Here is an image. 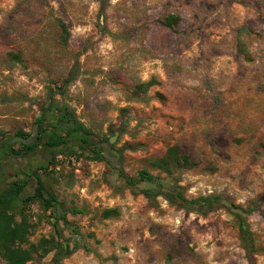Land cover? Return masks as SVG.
<instances>
[{
    "label": "rangeland",
    "instance_id": "1",
    "mask_svg": "<svg viewBox=\"0 0 264 264\" xmlns=\"http://www.w3.org/2000/svg\"><path fill=\"white\" fill-rule=\"evenodd\" d=\"M170 15L178 17L171 30ZM51 103L73 111L104 160H88L75 144L54 158L39 148L0 160V192L27 181L24 197L33 194L40 169L56 198L49 210L24 206L30 245L53 237L64 215L61 264H248L238 212L264 248V0H0V145L18 132L36 144L35 124ZM172 146L196 166L172 176L153 168ZM119 171H144L188 200L216 203L200 204L203 214L161 198L151 208ZM109 209L118 216L104 219ZM55 254L29 264H53Z\"/></svg>",
    "mask_w": 264,
    "mask_h": 264
},
{
    "label": "trees",
    "instance_id": "2",
    "mask_svg": "<svg viewBox=\"0 0 264 264\" xmlns=\"http://www.w3.org/2000/svg\"><path fill=\"white\" fill-rule=\"evenodd\" d=\"M177 22L178 17L170 15L165 18L163 25L171 30ZM59 27L62 33L61 38L66 43V30L62 24H59ZM244 31L249 32L246 28H244ZM240 52L244 54L242 51ZM154 84L155 82L151 80L138 85L132 98L139 100L145 96L146 91ZM59 90L60 92L63 91L62 88ZM42 116V121L35 124L37 128V143L32 145L15 143L23 151V154H18V152L13 150L11 142L15 138L23 140L30 138L29 135L18 132L14 137L2 142L0 145V152L3 153L0 156V160L11 156L28 158L31 153H34L39 148L47 149L50 152L48 156L54 158L57 152L62 151L69 144H75L78 151L83 156L85 155L88 160L103 162L105 151L102 144L92 139L91 132L77 121L71 109L67 106L57 107L51 103L49 107L43 108ZM52 164H54V161L49 160L47 163H41L40 167L45 169ZM195 166L187 155L181 153L177 146L169 147L162 157L152 162L153 168L168 176ZM39 171L40 169H37L32 172L37 185L33 194L24 197L27 181L11 182L4 191L0 192V259L4 264H29L35 255L42 258L52 251L56 252L53 264H61L63 252L62 234L58 230V223L64 222V215L59 221L57 220L53 223V228L55 229L53 237L49 239L42 238L37 245H30L28 241L32 226L24 214V206L31 201H38L43 209L49 210L56 203V198L45 189L44 184L41 182V177L37 175ZM119 177L133 195L139 194L143 196L151 208H157L158 198L163 199L168 205L179 208L185 213L198 212V209L205 211L203 207H199L200 204L211 209L216 203V200L210 197L188 200L185 198L182 188L177 184L170 182V184H166L165 179L152 176L144 171L139 172L137 178H129L122 171H119ZM141 184H146L148 188L139 189ZM237 211L240 212L239 209ZM67 212L73 215L81 214L77 209H71ZM102 216L104 219H109L117 217L118 213L109 209L103 211ZM235 217L244 227V232L240 236L241 249L244 251L247 263L254 264V257L257 254L264 253V248L255 245L253 235L249 232L248 226L240 213H235ZM78 248L79 246L75 245L69 254H72Z\"/></svg>",
    "mask_w": 264,
    "mask_h": 264
},
{
    "label": "water",
    "instance_id": "3",
    "mask_svg": "<svg viewBox=\"0 0 264 264\" xmlns=\"http://www.w3.org/2000/svg\"><path fill=\"white\" fill-rule=\"evenodd\" d=\"M116 135H117V134L115 133L114 137H112L111 139H109V141H108V144H109V145H111V144L114 142V140H115V136H116ZM15 143H23V144H25V145H31V144H33V141H29V140H23V139L15 138L14 141L11 142V145H13V144H15ZM197 211H198L199 213H201V214L205 213L204 210H200V209H198Z\"/></svg>",
    "mask_w": 264,
    "mask_h": 264
},
{
    "label": "flooded vegetation",
    "instance_id": "4",
    "mask_svg": "<svg viewBox=\"0 0 264 264\" xmlns=\"http://www.w3.org/2000/svg\"><path fill=\"white\" fill-rule=\"evenodd\" d=\"M36 139V138H35Z\"/></svg>",
    "mask_w": 264,
    "mask_h": 264
}]
</instances>
